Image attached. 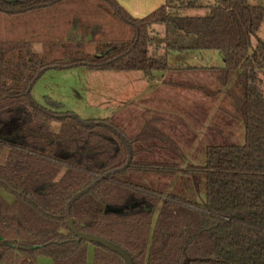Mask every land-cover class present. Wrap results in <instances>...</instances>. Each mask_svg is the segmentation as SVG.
Returning <instances> with one entry per match:
<instances>
[{
	"label": "trees",
	"instance_id": "1",
	"mask_svg": "<svg viewBox=\"0 0 264 264\" xmlns=\"http://www.w3.org/2000/svg\"><path fill=\"white\" fill-rule=\"evenodd\" d=\"M94 1L131 31L130 41H99L92 54L81 41L45 43L62 51L58 59L28 41H0V264H264V6L211 0L205 17H183L177 12L201 7L198 0H166L133 19L114 0ZM94 8L0 0V15L17 27L75 26ZM155 25L165 29L162 51L151 50ZM170 51L218 52L223 68H170ZM74 68L140 73L148 82L156 73L215 74L219 89L205 97L233 104L244 143L207 146L203 166L181 170L154 158L171 142L158 117L130 136L111 120H82L32 99L44 73ZM178 173L194 185L204 178L203 203L148 181Z\"/></svg>",
	"mask_w": 264,
	"mask_h": 264
},
{
	"label": "rangeland",
	"instance_id": "2",
	"mask_svg": "<svg viewBox=\"0 0 264 264\" xmlns=\"http://www.w3.org/2000/svg\"><path fill=\"white\" fill-rule=\"evenodd\" d=\"M81 1L95 8L90 11L88 17L83 16V24L78 19L80 23L75 22V26L69 22L65 23L66 25L35 24L17 27L0 15V41H28L36 53L46 54L54 59L61 58L62 51L51 47L46 49L43 46L45 43L81 41L84 50L92 54L99 41H130L131 31L109 15L105 4L94 0ZM248 2L253 6H264V0ZM211 4H213L211 0H198L197 6L201 7L185 8L177 13L183 17H205L208 15L205 6ZM262 33L261 27L257 37H262ZM149 34L157 43L152 44L151 50L162 51L166 38L164 27L155 25L151 27ZM254 45L255 39H252V46ZM222 61L218 52H207L198 56L195 52L170 51L167 58L170 68H223ZM175 73L169 75L156 73L154 77L158 80L163 79V82L156 81L148 87L146 79L140 73L89 72L81 68L49 70L33 86L31 97L39 105L44 104V98L60 103L63 110L82 120H111L130 136L139 133L147 120L158 117L161 121L157 127L171 142L170 145H166L169 153L160 150L154 158L176 162L181 170L188 165L203 166L207 146L242 145L244 127L242 122L234 117L235 115L232 116L233 104L227 99L222 100L219 94L216 98L205 97L204 92L219 89L217 75L192 76ZM170 82L175 84L171 85ZM198 86L204 90L196 89ZM229 88L230 86L226 87ZM56 128L57 124L51 125V129ZM148 181L155 187H166L168 188L166 191L169 190L188 200L204 202L203 177L199 176L195 185L191 177H186L182 173L166 179L151 178Z\"/></svg>",
	"mask_w": 264,
	"mask_h": 264
},
{
	"label": "crops",
	"instance_id": "3",
	"mask_svg": "<svg viewBox=\"0 0 264 264\" xmlns=\"http://www.w3.org/2000/svg\"><path fill=\"white\" fill-rule=\"evenodd\" d=\"M130 17L133 19H141L151 12L157 10L161 6L165 4L166 0H114ZM196 55L202 56L204 53L207 52H195ZM200 66V65H199ZM170 67V66H169ZM163 78V76H162ZM145 79V78H144ZM163 82V79L158 80V78L154 79V81L147 82V86L150 87L151 84H155Z\"/></svg>",
	"mask_w": 264,
	"mask_h": 264
},
{
	"label": "water",
	"instance_id": "4",
	"mask_svg": "<svg viewBox=\"0 0 264 264\" xmlns=\"http://www.w3.org/2000/svg\"><path fill=\"white\" fill-rule=\"evenodd\" d=\"M68 225L70 226V223H68ZM79 237H80V238H84V239H90V240L97 241V240H95V239H93V238H89V237H85V236H79ZM101 244H102L103 246H105V247L111 249V250L117 251V252H119L120 254H122V252H120L116 247H114V246H112V245H110V244H108V243L101 242Z\"/></svg>",
	"mask_w": 264,
	"mask_h": 264
}]
</instances>
